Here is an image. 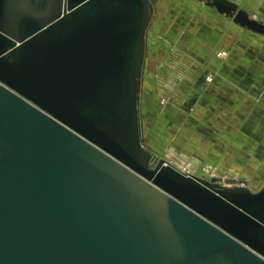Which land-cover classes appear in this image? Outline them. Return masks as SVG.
<instances>
[{"label":"water","instance_id":"obj_1","mask_svg":"<svg viewBox=\"0 0 264 264\" xmlns=\"http://www.w3.org/2000/svg\"><path fill=\"white\" fill-rule=\"evenodd\" d=\"M193 1L264 37L238 3ZM154 14L0 0V264H264V187L154 164L145 144Z\"/></svg>","mask_w":264,"mask_h":264},{"label":"crops","instance_id":"obj_2","mask_svg":"<svg viewBox=\"0 0 264 264\" xmlns=\"http://www.w3.org/2000/svg\"><path fill=\"white\" fill-rule=\"evenodd\" d=\"M231 1L238 3L257 20L249 11L251 8L255 13L258 12L256 14L259 18L264 17V0ZM161 4L166 6L164 2ZM205 10L206 13L199 15L194 12H173L174 17L171 16V19L175 18V21L171 22L169 14H162L164 9L160 12L155 9L154 18L158 26L156 32L151 31L154 37L152 35L149 40H154L148 41V54L151 56L152 49H158L155 42H174L179 38L180 43L193 50L194 57L201 64L196 66L190 58L193 63L189 67L195 76L191 81L193 84L188 86L187 96L181 102L164 103L165 109L161 113L171 114L170 110L173 111L175 115H169L167 119L164 117L167 122L174 118L177 119L175 121L182 122L184 117V127L198 139L207 142L210 146L208 148L212 149L211 157H217L220 162L225 156L244 160L243 157L254 153L255 164L259 162V167L261 166L254 168L262 169L264 37L248 33L241 26L233 24L232 20H225L215 9L207 7ZM194 14L201 20L197 21ZM202 46L204 49H201ZM219 53H225L223 60L217 57ZM176 55V60L181 59L180 55ZM181 67L184 68V64ZM222 147H225L223 152L220 150Z\"/></svg>","mask_w":264,"mask_h":264},{"label":"rangeland","instance_id":"obj_3","mask_svg":"<svg viewBox=\"0 0 264 264\" xmlns=\"http://www.w3.org/2000/svg\"><path fill=\"white\" fill-rule=\"evenodd\" d=\"M162 2L166 6L163 7ZM154 6L158 12L164 9L165 11L162 14H169L171 22L172 20L175 21V18L171 19V16L174 15L173 12H192V14L194 12L198 15L199 13L207 12L205 5L193 0H154ZM249 11L258 20H264V17H258L257 11L255 13L252 8ZM198 15L194 14V18L197 21L201 20ZM154 26L155 28L158 26L155 18L151 27L153 28ZM150 40L154 39L150 38ZM179 41V38L178 41L174 42L171 40L157 41L154 45L158 49H155V51L152 49L153 53H151V56L149 54L147 56L143 82V137L146 146L156 159L154 164H157L162 155L165 154L168 162L187 174L194 175L208 182H211L212 179H217L218 184L225 188L239 187L245 183L252 192H259L264 187V168L259 170L254 168H258L260 165L259 162L255 164L256 156L253 155L254 153L251 156H245L246 158L243 157L245 162L242 158L233 159L231 158L232 156H225L223 161L220 162L217 157H211L212 149H209L210 146L207 142H204L201 138L198 139L193 133H190L187 127H184L186 122L184 117L181 116L183 118L182 122L175 121L177 119L174 117L170 122H167L166 119L169 115H175L173 111L170 110L171 114L163 113L164 115H162L161 111L165 109L164 103L181 102V99L187 96L188 86L193 84L191 81H193L195 76L189 66H192L193 62L196 66L201 65L199 59L194 57L193 50L188 49ZM201 49H204V46ZM157 53H159L158 59L155 62L154 57ZM176 54L180 55L181 59L179 60L181 61L175 59ZM223 56H225V53L217 54V57L221 60H223ZM190 58L193 62H191ZM152 62H154V65L151 68ZM183 64L184 68L181 67ZM223 149L225 147L220 150L223 152ZM249 162L250 164H248Z\"/></svg>","mask_w":264,"mask_h":264},{"label":"flooded vegetation","instance_id":"obj_4","mask_svg":"<svg viewBox=\"0 0 264 264\" xmlns=\"http://www.w3.org/2000/svg\"><path fill=\"white\" fill-rule=\"evenodd\" d=\"M155 30V32L157 31V28H155V26L153 27V28H151V30L149 31V33H148V41H149V37H152V35H153V37H154V33L152 34L151 33V31H154ZM158 54L159 53H157L156 54V56L154 57V61L156 62V59H158L157 58V56H158ZM148 56V55H147ZM152 59V58H151ZM153 65H154V62H152V66H151V68L153 67ZM144 94V93H143ZM142 108H143V104H142ZM142 125H143V122H142ZM143 127H144V125H143Z\"/></svg>","mask_w":264,"mask_h":264},{"label":"built area","instance_id":"obj_5","mask_svg":"<svg viewBox=\"0 0 264 264\" xmlns=\"http://www.w3.org/2000/svg\"><path fill=\"white\" fill-rule=\"evenodd\" d=\"M156 162V161H155Z\"/></svg>","mask_w":264,"mask_h":264}]
</instances>
